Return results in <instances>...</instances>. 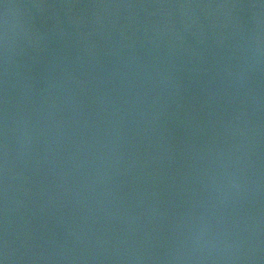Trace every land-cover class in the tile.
Listing matches in <instances>:
<instances>
[{
  "label": "water",
  "instance_id": "95a60500",
  "mask_svg": "<svg viewBox=\"0 0 264 264\" xmlns=\"http://www.w3.org/2000/svg\"><path fill=\"white\" fill-rule=\"evenodd\" d=\"M0 264H264V0H0Z\"/></svg>",
  "mask_w": 264,
  "mask_h": 264
}]
</instances>
